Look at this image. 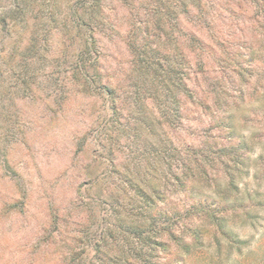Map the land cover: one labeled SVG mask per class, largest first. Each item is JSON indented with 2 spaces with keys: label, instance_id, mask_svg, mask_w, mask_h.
I'll return each instance as SVG.
<instances>
[{
  "label": "trees",
  "instance_id": "16d2710c",
  "mask_svg": "<svg viewBox=\"0 0 264 264\" xmlns=\"http://www.w3.org/2000/svg\"><path fill=\"white\" fill-rule=\"evenodd\" d=\"M37 101L91 159L47 196L49 228L76 224L65 238L99 264L242 255L235 229L264 217V0H0L10 208L30 198L8 147Z\"/></svg>",
  "mask_w": 264,
  "mask_h": 264
},
{
  "label": "rangeland",
  "instance_id": "374dc122",
  "mask_svg": "<svg viewBox=\"0 0 264 264\" xmlns=\"http://www.w3.org/2000/svg\"><path fill=\"white\" fill-rule=\"evenodd\" d=\"M28 98L26 97V101ZM41 102L37 101L31 105L30 110H24L25 118L32 119L33 123L30 122L26 126L23 138L19 137L21 144L12 140L8 147V157L25 168L24 175L30 181V198L26 206L9 207V204L15 202V196L19 195L9 179L0 177V264H99L87 245H76L65 238L66 233L73 234L78 230L76 224L69 225L73 231L67 229L66 233L59 229L66 224L55 227L54 230L48 227L49 216L44 207L47 196H51L56 189L60 190L59 195H62L63 191L69 192L67 189L69 186L64 185V180L78 173L82 164L87 165L91 159L88 154L78 153L74 156L75 149L67 147L65 122L56 121L57 125L45 127ZM77 160L78 164L74 165ZM56 181L59 182L58 185H55ZM245 184L248 188H255V182L250 178ZM58 199L60 200V197ZM263 224L264 217H259L256 218L253 229L245 228L244 232L241 231V227L235 229L244 234L245 238L241 241L243 244L236 245L242 247V255L238 256L234 251L235 261L232 264H264ZM46 229L53 230V235L46 238L44 236ZM58 233L65 235L64 239L57 238ZM226 254L225 250L221 251L222 261ZM209 260L202 255L187 258L188 264H207ZM156 262L175 264L170 263L167 257Z\"/></svg>",
  "mask_w": 264,
  "mask_h": 264
}]
</instances>
